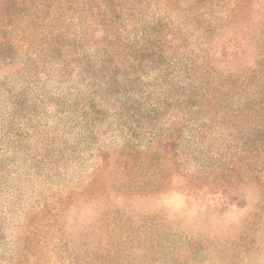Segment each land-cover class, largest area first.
I'll return each instance as SVG.
<instances>
[{
  "label": "trees",
  "instance_id": "16d2710c",
  "mask_svg": "<svg viewBox=\"0 0 264 264\" xmlns=\"http://www.w3.org/2000/svg\"><path fill=\"white\" fill-rule=\"evenodd\" d=\"M263 254L264 0H0V264Z\"/></svg>",
  "mask_w": 264,
  "mask_h": 264
},
{
  "label": "rangeland",
  "instance_id": "374dc122",
  "mask_svg": "<svg viewBox=\"0 0 264 264\" xmlns=\"http://www.w3.org/2000/svg\"><path fill=\"white\" fill-rule=\"evenodd\" d=\"M183 205L184 204L182 202H177V204L174 205V206H165L166 208H164V209L161 208V209L164 210V211H166V212H168L169 214L172 215V214L177 213V211L179 213V211L183 208ZM153 210L156 211L157 208L154 207ZM186 216L187 217H185V218H183V219L180 220V222H181V225L180 226H182V227L186 226V228H187L188 225L193 224L194 222L200 221V220H195V218L192 215H187L186 214ZM167 260H168V258L166 259V258L162 257L161 260H158L156 262H153V264H168ZM257 264H264V254L260 258V260H258V263Z\"/></svg>",
  "mask_w": 264,
  "mask_h": 264
}]
</instances>
